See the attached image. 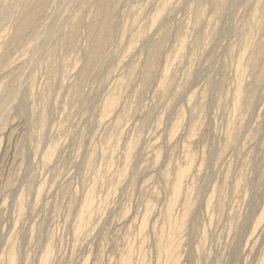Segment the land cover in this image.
<instances>
[{
  "label": "rangeland",
  "instance_id": "374dc122",
  "mask_svg": "<svg viewBox=\"0 0 264 264\" xmlns=\"http://www.w3.org/2000/svg\"><path fill=\"white\" fill-rule=\"evenodd\" d=\"M15 1L0 264H264V0Z\"/></svg>",
  "mask_w": 264,
  "mask_h": 264
},
{
  "label": "bare ground",
  "instance_id": "6f19581e",
  "mask_svg": "<svg viewBox=\"0 0 264 264\" xmlns=\"http://www.w3.org/2000/svg\"><path fill=\"white\" fill-rule=\"evenodd\" d=\"M4 1V0H3ZM6 1V0H5ZM17 1V2H16ZM15 2H13L14 3V5H16V6H18L20 9H21V11L24 13V19L21 21V22H15L14 24H13V22H12V24H13V28H14V30H15V35H17V37H18V34L19 33H21L23 30H24V28L25 27H29V22H31V21H29L27 18L29 17V15L31 14V13H33V12H35V11H37L36 10V8L40 5V3L42 2L41 0H16ZM10 2V1H9ZM116 2V1H115ZM3 3V2H2ZM5 3V2H4ZM10 4V3H9ZM46 4V3H45ZM95 4V3H94ZM109 4V3H108ZM108 4H107V1L106 0H98L97 1V8H98V10H100V11H102V12H106V11H108ZM111 4V3H110ZM5 5H8L7 3L5 4ZM41 6V5H40ZM178 6V5H177ZM194 6V5H193ZM8 7V6H7ZM110 7H112L111 5H110ZM2 8V7H1ZM9 8V7H8ZM15 8V7H14ZM11 9H12V7H11ZM111 8H109V10H110ZM192 9V8H191ZM1 11H0V16L4 19V17H6L7 18V14H8V9L6 8V6L4 7V8H2V9H0ZM169 10V9H168ZM204 10V9H203ZM10 11H12V10H10ZM14 11V10H13ZM111 11V10H110ZM16 12V11H15ZM102 12H99L100 14L102 13ZM202 13V12H201ZM10 14V13H9ZM103 14V13H102ZM101 14V15H102ZM107 15L109 14V13H106ZM106 14H105V16H106ZM163 14V13H162ZM7 15V16H6ZM15 15V14H14ZM22 15V14H21ZM39 15V14H38ZM13 16V15H12ZM11 16V17H12ZM103 17V16H102ZM13 18V17H12ZM39 18V17H38ZM75 18H76V16H75ZM93 18H95V17H93ZM2 19V20H3ZM22 19V18H21ZM100 20V19H99ZM212 20V19H211ZM1 21V20H0ZM4 22H7V21H4ZM11 22V21H10ZM42 22V21H41ZM73 22V21H72ZM198 22V21H197ZM70 23V22H69ZM97 23V22H96ZM104 23V22H103ZM93 24L92 25V30H95V31H97L96 33V36L94 37V38H96V39H94L96 42H97V44L95 45V46H98L99 48H100V46H103L102 44H104V38H105V34H108L107 32H109V25L108 24ZM41 24V23H40ZM92 24V23H91ZM38 25V24H37ZM150 25V24H149ZM91 26V25H90ZM89 27V26H88ZM146 27V26H145ZM26 29V28H25ZM11 30H12V28H11ZM44 30V29H43ZM71 30V29H70ZM2 31V30H1ZM56 31V30H55ZM94 32V31H93ZM95 33V32H94ZM5 34V33H4ZM13 34V33H12ZM23 34V33H22ZM21 34V35H22ZM34 34V33H33ZM42 34V33H41ZM57 34V33H56ZM1 35V34H0ZM210 35V34H209ZM2 36V35H1ZM14 36V35H13ZM31 36V35H30ZM92 37V36H91ZM64 38V37H63ZM164 38V37H163ZM10 39H11V37H10ZM18 39V38H17ZM12 40V39H11ZM1 41H3V40H1ZM4 42V41H3ZM11 42V41H10ZM12 42H13V40H12ZM1 43V42H0ZM22 44V43H21ZM31 44V43H30ZM1 45V44H0ZM4 45V44H3ZM74 45V44H73ZM8 46H9V44H8ZM181 46V45H180ZM1 47V46H0ZM197 47V46H196ZM28 48V47H27ZM26 48V49H27ZM30 48V47H29ZM99 48L98 49H96V51L97 50H99ZM101 49V48H100ZM181 49V48H180ZM93 50H95V49H93ZM103 50V49H102ZM27 51V50H26ZM178 51V50H177ZM2 52H3V50H2ZM68 52V51H67ZM98 52V51H97ZM97 52H96V54H97ZM100 52H101V50H100ZM4 53V52H3ZM95 53V52H94ZM23 54V53H22ZM91 54H93V53H91ZM178 54V53H177ZM71 55V54H70ZM76 55H77V53H76ZM94 55V54H93ZM98 55H99V53H98ZM102 55V54H101ZM1 56V55H0ZM75 56V55H74ZM92 56V55H91ZM96 57H97V55H95ZM104 56V55H103ZM3 57V56H2ZM73 57V56H72ZM18 58V57H17ZM89 58H90V56H89ZM93 58V57H92ZM78 59V58H77ZM15 60V59H14ZM13 60V61H14ZM64 60V59H63ZM90 60H91V58H90ZM87 61H88V59H87ZM169 61V60H168ZM12 62V61H11ZM16 62V61H15ZM49 62V61H48ZM78 62V61H77ZM90 61H88V63H89ZM251 62H253V61H251ZM23 63V62H22ZM54 63V62H53ZM15 64V63H14ZM91 64V63H90ZM252 64V63H251ZM12 65V64H11ZM60 65V64H59ZM169 65V64H168ZM57 66V65H56ZM167 66V65H166ZM1 67V66H0ZM8 67V66H7ZM56 68V67H55ZM68 68V67H67ZM3 69H5V68H3ZM4 71V70H3ZM78 72V71H77ZM160 72V71H159ZM1 73V72H0ZM6 73V72H5ZM54 73V72H53ZM55 74V73H54ZM1 75V74H0ZM46 76H48V75H46ZM62 76V75H61ZM162 76V75H161ZM63 77V76H62ZM52 78V77H51ZM61 78V77H60ZM59 79V78H58ZM62 79V78H61ZM53 80V79H52ZM69 80V79H68ZM60 81V80H59ZM160 81V80H159ZM47 82V81H46ZM169 82V81H168ZM57 84H59V83H57ZM66 85V84H65ZM8 86V85H7ZM171 86V85H170ZM2 87V86H1ZM160 87V86H159ZM6 88H8V87H6ZM12 89V88H11ZM14 92V91H13ZM2 93V92H1ZM164 93V92H163ZM159 94V93H158ZM161 94V93H160ZM11 95V94H10ZM14 95V94H13ZM6 96V95H5ZM1 97H3V96H1ZM5 98H7V97H5ZM81 98V97H80ZM1 99V98H0ZM12 99V98H11ZM10 99V100H11ZM9 100V99H8ZM7 101V100H6ZM7 103V102H6ZM11 103V102H10ZM9 103V104H10ZM114 103V102H113ZM8 104V103H7ZM12 105V104H11ZM114 105V104H113ZM126 105V104H125ZM9 106V105H8ZM111 106V105H110ZM115 106V105H114ZM7 107V106H6ZM11 107L12 106H10L9 107V109H11ZM8 108V107H7ZM109 108H113V107H109ZM2 112H4V111H2V109L0 108V115L2 114ZM110 112V111H109ZM10 113V112H9ZM107 113V112H106ZM189 136V135H188ZM186 138H189V137H186ZM188 140V139H187ZM185 143V142H184ZM189 143V142H188ZM186 144H187V142H186ZM14 149V148H13ZM14 155V154H13ZM18 162V161H17ZM1 163V162H0ZM18 164V163H17ZM178 175V174H177ZM168 178V177H167ZM6 179V178H5ZM169 179V178H168ZM167 179V180H168ZM8 180H9V178H8ZM178 184L179 183H177V185L175 186V190L174 189H172V190H174V192L175 191H177L179 188V186H178ZM180 185V184H179ZM178 186V187H177ZM174 187V186H173ZM172 187V188H173ZM171 189V188H170ZM188 189V188H187ZM188 193V192H187ZM187 195V194H186ZM140 228V227H139ZM126 260H128V259H126ZM126 263V261L123 263V264H125ZM127 264H129V263H127Z\"/></svg>",
  "mask_w": 264,
  "mask_h": 264
}]
</instances>
